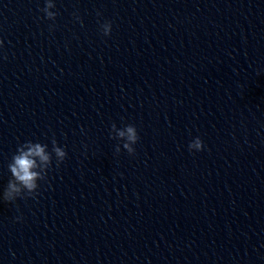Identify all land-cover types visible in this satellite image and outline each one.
<instances>
[{"label":"clouds","instance_id":"9594fccd","mask_svg":"<svg viewBox=\"0 0 264 264\" xmlns=\"http://www.w3.org/2000/svg\"><path fill=\"white\" fill-rule=\"evenodd\" d=\"M54 7L53 0H46L45 7L41 9L46 19L55 20L57 13L51 11ZM80 22L81 24L83 23L82 21ZM100 29L104 36H109L112 31L111 21L103 22L100 25ZM2 44L3 41L0 40V45ZM110 137L118 141H123L122 147L129 155L135 153L133 146L138 142L139 135L134 125L128 124L123 128H117L116 124L113 123L110 129ZM188 148L190 151H200L204 148V144L199 137H196L189 143ZM46 149H48L47 144L34 143L32 141H27L18 146L16 153L12 156L8 164L11 178L3 191L2 198L4 201L13 202L17 198L35 197L39 187L37 182L45 179L47 171L52 165L53 154L56 158L57 167L67 157L65 149L58 146L54 138L52 140L51 152L46 151ZM120 150L121 146L118 143L115 147V152L119 153Z\"/></svg>","mask_w":264,"mask_h":264}]
</instances>
